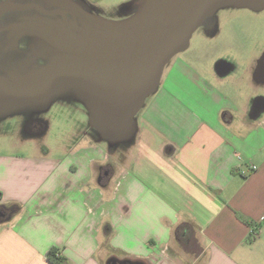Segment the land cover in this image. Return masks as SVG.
<instances>
[{
	"label": "crops",
	"instance_id": "obj_1",
	"mask_svg": "<svg viewBox=\"0 0 264 264\" xmlns=\"http://www.w3.org/2000/svg\"><path fill=\"white\" fill-rule=\"evenodd\" d=\"M81 1L117 10L110 21L138 2ZM189 50L164 65L128 142L0 152V264H50L51 250L59 264H264V50L230 66Z\"/></svg>",
	"mask_w": 264,
	"mask_h": 264
},
{
	"label": "water",
	"instance_id": "obj_2",
	"mask_svg": "<svg viewBox=\"0 0 264 264\" xmlns=\"http://www.w3.org/2000/svg\"><path fill=\"white\" fill-rule=\"evenodd\" d=\"M53 10L33 3H0V15L30 11L61 19L28 17L12 27L36 42L23 76L0 81V96L39 107L49 106L56 84L83 103L89 126L112 145L128 142L134 116L156 86L164 65L188 42L204 17L221 7L264 9V0H138L136 12L109 21L84 10L74 0H44ZM69 15L71 18H66Z\"/></svg>",
	"mask_w": 264,
	"mask_h": 264
},
{
	"label": "rangeland",
	"instance_id": "obj_3",
	"mask_svg": "<svg viewBox=\"0 0 264 264\" xmlns=\"http://www.w3.org/2000/svg\"><path fill=\"white\" fill-rule=\"evenodd\" d=\"M76 1L87 10L85 3L81 0ZM102 9L104 11L100 10L96 13H100L104 18L115 20L118 16L117 10L112 11L108 7ZM119 11L128 15L134 11V8L124 7ZM188 46L190 49L188 52L195 56L198 52L203 53L204 49L224 51L221 63L229 66L235 62L250 61L264 50V9L215 8L204 17L193 32ZM244 49H247L252 57L242 58L245 56ZM14 53L21 58L16 63H12L11 58L10 71H18L25 67L24 48L22 46L10 48V55ZM53 93V98L47 107L12 99L10 101L0 99V152L20 153L36 146L53 148L57 151L60 145L83 141V133H96L88 125L89 112L81 101L59 84L54 86ZM32 122L38 124L39 131L32 133L28 130ZM128 149L132 150L133 146ZM118 150L124 151L125 148L120 146Z\"/></svg>",
	"mask_w": 264,
	"mask_h": 264
},
{
	"label": "flooded vegetation",
	"instance_id": "obj_4",
	"mask_svg": "<svg viewBox=\"0 0 264 264\" xmlns=\"http://www.w3.org/2000/svg\"><path fill=\"white\" fill-rule=\"evenodd\" d=\"M16 3V4H26L33 3L40 5L42 8L46 10L55 9L54 6H48L44 0H0V3ZM28 17H43L48 19H61L59 16L47 17L44 16L35 10L30 11H6L0 15V81H6L10 86V80L19 78L23 76L25 71H28V66L33 64L34 68H40L45 65V61L42 56L33 57L30 53L37 48L36 42L33 38L27 33H23L14 29L16 25L20 24L22 19ZM66 18L70 19L69 15H66ZM22 46L25 50L26 56L23 59V65L25 66L23 69L18 71H10V60L12 58V63H16L21 56L14 53L10 55V48H19ZM14 56V57H13ZM260 63L264 64V54L260 59ZM1 100H9L10 97L3 98L0 96ZM1 114V113H0ZM28 130L32 133L39 131L38 124L32 122L29 125ZM4 211L0 210V214H3Z\"/></svg>",
	"mask_w": 264,
	"mask_h": 264
},
{
	"label": "trees",
	"instance_id": "obj_5",
	"mask_svg": "<svg viewBox=\"0 0 264 264\" xmlns=\"http://www.w3.org/2000/svg\"><path fill=\"white\" fill-rule=\"evenodd\" d=\"M58 256L56 255L54 250H51L47 255L46 258L50 264H59V260L57 258Z\"/></svg>",
	"mask_w": 264,
	"mask_h": 264
},
{
	"label": "built area",
	"instance_id": "obj_6",
	"mask_svg": "<svg viewBox=\"0 0 264 264\" xmlns=\"http://www.w3.org/2000/svg\"><path fill=\"white\" fill-rule=\"evenodd\" d=\"M253 169H254V167H253Z\"/></svg>",
	"mask_w": 264,
	"mask_h": 264
}]
</instances>
